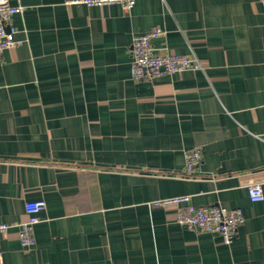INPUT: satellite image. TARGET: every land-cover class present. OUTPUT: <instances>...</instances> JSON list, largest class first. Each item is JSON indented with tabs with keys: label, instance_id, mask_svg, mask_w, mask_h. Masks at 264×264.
<instances>
[{
	"label": "crops",
	"instance_id": "0c3cea01",
	"mask_svg": "<svg viewBox=\"0 0 264 264\" xmlns=\"http://www.w3.org/2000/svg\"><path fill=\"white\" fill-rule=\"evenodd\" d=\"M0 52V264H264V0H9ZM202 68L134 79V36ZM200 148L194 175L184 152ZM239 207L230 243L151 201ZM44 200L23 248L24 203Z\"/></svg>",
	"mask_w": 264,
	"mask_h": 264
},
{
	"label": "built area",
	"instance_id": "2783aa9c",
	"mask_svg": "<svg viewBox=\"0 0 264 264\" xmlns=\"http://www.w3.org/2000/svg\"><path fill=\"white\" fill-rule=\"evenodd\" d=\"M87 6H103L118 3L125 9H130L135 0H71ZM23 6L13 5L9 0H0V52L20 43L14 37L15 29L10 26V19L15 14L23 12ZM164 32L158 27L133 37L131 42L130 74L134 79H153L165 74L195 70L202 68L193 53H175L166 48L160 50L153 45V40L162 37ZM184 174L194 175L201 162L200 148L184 152ZM247 194L251 201L264 199L260 183H249ZM152 206L173 207L176 221L190 228L205 232L218 233L222 241L230 243L238 226L243 222V211L239 207L226 208L216 206H196L190 203L188 195L171 196L152 200ZM44 200H31L24 203L25 219L18 223L19 242L23 248H30L34 243L33 227L40 222L39 213L45 208ZM10 227L0 221V238Z\"/></svg>",
	"mask_w": 264,
	"mask_h": 264
}]
</instances>
